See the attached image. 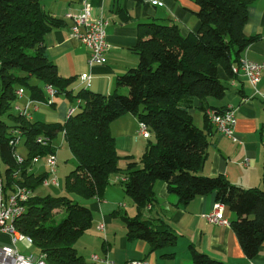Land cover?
Here are the masks:
<instances>
[{
    "label": "trees",
    "instance_id": "obj_1",
    "mask_svg": "<svg viewBox=\"0 0 264 264\" xmlns=\"http://www.w3.org/2000/svg\"><path fill=\"white\" fill-rule=\"evenodd\" d=\"M42 0H0V172L4 191L13 184L32 190L47 178V171L30 172L35 156L55 152L54 139L63 132L64 140L76 159V166L65 176V189L84 198H99L110 179L119 173L124 193L136 205L133 216L120 213L128 241L140 239L150 250L172 248L178 236L163 219H144L143 209L154 199L153 184L163 181L178 203L187 204L196 196L214 193L215 201L235 214L229 225L236 234L244 255L251 259L264 243V188L231 183L224 175H203L207 159L208 134L212 126L206 111H222L209 98L222 99L227 90L218 76L222 68L227 76L238 63L241 52L257 39L246 35L251 0H194L198 6V26L183 35L175 22L151 19L139 24L133 51L138 63L115 80L109 94L88 88H71L74 77H62L44 52L43 40L61 21L41 5ZM51 85L56 96L63 94L75 102L74 113L63 121H31L13 110L15 91L22 88L33 100L46 101L43 85ZM125 87L124 93L118 91ZM80 100V103L76 101ZM55 102L49 106H53ZM201 114L197 127L189 110ZM131 113L145 123L151 133L139 162L121 155L115 147L110 124ZM10 121V122H9ZM19 131L26 154L12 144ZM48 138V144L35 141ZM15 137V138H14ZM22 157L18 162L16 154ZM19 170V179L12 174ZM25 211L15 221L21 232L29 235L37 253L47 264H86L75 247L78 237L92 226V211L65 195H34L25 203ZM65 215L53 223V215ZM192 264H230L212 258L189 245ZM172 256L173 252L163 256Z\"/></svg>",
    "mask_w": 264,
    "mask_h": 264
},
{
    "label": "crops",
    "instance_id": "obj_2",
    "mask_svg": "<svg viewBox=\"0 0 264 264\" xmlns=\"http://www.w3.org/2000/svg\"><path fill=\"white\" fill-rule=\"evenodd\" d=\"M84 1L91 4L95 15L99 14L108 21L105 33L109 48L106 63L101 65L88 64V49L70 33L72 21L66 14L80 12ZM41 5L51 16L61 21L60 25L52 27L45 34L44 52L56 65L60 76L75 78L71 86L74 92L84 87L79 79L83 73L90 75L88 90L94 93L109 94L116 89V78L138 63V55L133 51V46L140 23L151 19L175 22L183 35L194 31L198 26V6L194 0H161L160 5L148 0H42ZM243 30L246 35H256L257 39L241 52L239 59L264 61V0H251ZM218 76L227 90L222 99L209 98L208 103L214 107H231L235 110L236 140L220 134L212 127L208 134L207 159L200 173L222 174L231 183L244 188H264V73L256 86L258 93L240 73L227 76L220 68ZM121 90L126 91L125 87L118 89ZM28 96L23 91L15 103L24 105L30 99ZM59 97L62 99L58 102ZM54 102L53 106L43 105L47 108L31 107L30 120L37 121L34 120V115H39L42 117L39 121H63L68 108L75 104L63 94L54 97ZM196 111L189 110L193 120L196 117L202 126L201 114L197 115ZM42 112L44 113L41 114ZM137 124L136 116L131 113L111 122L110 132L119 155H132L135 158L144 151L147 139L137 134ZM1 164L0 172H3L6 165ZM33 166L34 164L30 172H33ZM119 181L118 175L112 177L102 196L92 198L93 201L88 206L92 211V226L74 242L76 251L84 257L86 264H102L91 258L93 254L107 256L116 264H125L133 259L144 260L146 264H192L190 244L212 258L230 264H264V243L256 255L249 259L244 255L229 224L210 223L204 218L206 213L218 208L228 221L235 217L232 211L215 201L214 193L196 196L187 204L181 205L177 196L168 191L163 181L154 182L155 197L143 209L142 217L165 220L178 236L176 245L151 251L144 240L128 241L126 228L118 215L121 209H125L124 213L133 216L136 205L132 199L126 198ZM101 223H104L103 229L98 228ZM9 242V236L0 233V245ZM23 243L26 242L19 241L16 246L19 251L22 250V254H27L24 251L29 244L26 243L23 248ZM171 252L174 255L163 256Z\"/></svg>",
    "mask_w": 264,
    "mask_h": 264
},
{
    "label": "built area",
    "instance_id": "obj_3",
    "mask_svg": "<svg viewBox=\"0 0 264 264\" xmlns=\"http://www.w3.org/2000/svg\"><path fill=\"white\" fill-rule=\"evenodd\" d=\"M148 1H150V3H156L157 5L161 4V0ZM66 16L72 21L70 26L71 36L77 39L88 49V64L101 65L106 63V52L109 45L106 41L105 27L108 24V21L99 14L95 15L91 4L85 1L82 4L80 12L76 14L68 13ZM232 72L236 75L240 73L243 77H245L254 88L255 92L258 93L256 86L260 82L262 74L264 73V61L254 62L247 58H240L238 63L232 66ZM79 79L81 83L84 84L83 88L89 87L90 75L88 73L81 74ZM43 90L47 97L46 101L29 99L24 105L14 103L13 110L17 114L30 119L31 107L37 109L39 105L49 106L54 101V97L56 96L55 89L51 85L45 84L43 85ZM23 91L24 90L22 88L15 91L17 98L23 94ZM76 102L80 103V100H77ZM75 109V105L70 106L67 110L66 117L74 113ZM206 114L209 123L217 132L232 138L234 141L236 140L234 137L236 114L233 108L227 107L222 111L208 109ZM11 134L16 136L11 143L16 146L19 145L21 143L19 131H12ZM137 134L146 139L151 137L148 127L141 121H138L137 124ZM35 141L42 145L48 144V138L43 136H37ZM15 158L18 162L23 160L18 153L15 155ZM38 160H45L48 168L46 170L48 176L42 181V184H52L58 186V179L55 176L57 166L55 152L48 153L43 157L35 156L32 159L33 164ZM19 176V170H16L12 174V178L16 180L19 179ZM118 178L119 180L122 179L121 177ZM4 185V180L0 175V233L8 235L10 238L9 243L0 245V264H47L43 253L22 254L16 246L19 241H24L29 245H33L32 238L21 232L15 226L16 219L25 211L24 203L34 196L33 190L28 186L14 183L12 190L5 193ZM204 218L210 223L222 225L229 224L228 219L223 215V212L219 208L206 213ZM98 228L103 229L104 223L99 224ZM91 258L102 264H116L107 256L93 254ZM125 264H146V262L144 260L133 259L127 261Z\"/></svg>",
    "mask_w": 264,
    "mask_h": 264
},
{
    "label": "rangeland",
    "instance_id": "obj_4",
    "mask_svg": "<svg viewBox=\"0 0 264 264\" xmlns=\"http://www.w3.org/2000/svg\"><path fill=\"white\" fill-rule=\"evenodd\" d=\"M120 92L124 93L123 90H121ZM56 97V96H55ZM62 98L59 97L57 99V101L59 102V100H61ZM40 108H43V105H39ZM47 108V107H44ZM51 108V107H50ZM53 109V108H51ZM31 108H30V112H31ZM40 113V111H39ZM44 112H42L41 114H43ZM197 115H199V112H197ZM32 114V113H31ZM34 120H42V117L39 115H34ZM44 120V119H43ZM10 122V121H9ZM194 124L197 127H201V123H199L196 119V117L193 120ZM144 141V140H143ZM145 142V141H144ZM54 145H55V155H56V159H57V166H56V170H55V176L58 179V183L59 185H43V184H38L34 190H33V194L37 195V196H43L46 194H49L51 196H61V195H65L67 197H69L70 199H72L75 202H78L81 205H87L89 206L90 203H92V198H84L82 196H79L77 194L74 193H69L67 192V190L65 189V176L75 168L77 162L76 159L74 158V156L71 154L65 140H64V136L62 133H59L57 135V137L54 139L53 141ZM16 151L18 153H20L21 155H25L26 150L24 148V144H23V139L21 141V143L19 145H17L16 147ZM141 155H136L134 160L136 162H139V158ZM2 162L0 161V164ZM119 166L121 168H123L125 166L126 160L123 159V156L121 155V158L118 161ZM2 167V164H1ZM44 167V168H43ZM47 166L45 163V160H38L37 162L34 163L33 166V172L35 174H39L41 172H43V170H47ZM2 170V168H1ZM121 175L120 173L118 174V176ZM117 175H114V177ZM117 181V180H115ZM116 183V182H115ZM118 186V184H117ZM129 196H126V198H128ZM96 198V197H93ZM130 198V197H129ZM131 199V198H130ZM98 201V200H97ZM125 209H121V213H124ZM65 215L63 210H57L56 213H54L53 215V223H57L59 222V220H61V218H63V216ZM25 245H22L23 248L27 245L26 243H23ZM27 250H25L24 252L29 254V253H37V249L33 246V245H27V247L25 248ZM22 251V250H20Z\"/></svg>",
    "mask_w": 264,
    "mask_h": 264
}]
</instances>
